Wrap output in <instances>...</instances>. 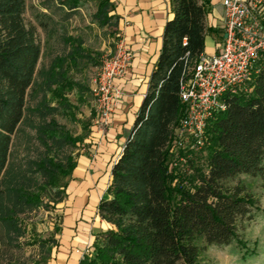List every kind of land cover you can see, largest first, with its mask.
<instances>
[{"label":"trees","instance_id":"16d2710c","mask_svg":"<svg viewBox=\"0 0 264 264\" xmlns=\"http://www.w3.org/2000/svg\"><path fill=\"white\" fill-rule=\"evenodd\" d=\"M59 3L69 11L80 6V0ZM171 5L147 91L112 164L107 196L98 204L106 228L94 234L78 264H201L205 248L232 242L249 252L242 233L257 200L238 176L264 177V67L244 89L222 94L226 107L206 119L201 147L192 138L182 144L175 131L185 111L179 82L185 59L193 62L205 51L208 0ZM112 7L111 0H98L94 19L100 26H115ZM25 10L26 0H0V224L8 229L15 227L17 212L40 205L46 189L64 193L61 180L76 165L71 150L84 137L53 115L58 110L74 115L68 94L77 89L84 101L91 91L72 73L101 59L81 36L68 34L64 53L37 68L40 43ZM37 23L46 28L42 15ZM39 92L40 100L29 106ZM25 121L43 148L28 160V173L9 166L12 136ZM36 175L40 182H34Z\"/></svg>","mask_w":264,"mask_h":264},{"label":"rangeland","instance_id":"374dc122","mask_svg":"<svg viewBox=\"0 0 264 264\" xmlns=\"http://www.w3.org/2000/svg\"><path fill=\"white\" fill-rule=\"evenodd\" d=\"M97 3L98 0H80V6L76 10L69 11L60 5L59 0H26L24 18L27 23L36 25L37 39L41 48L37 68L45 69L55 56L64 53L66 45L63 37L68 34L81 36L85 46L100 52L101 57L113 48L114 24L102 27L97 23L94 19ZM41 15L47 24L46 28L40 27L37 23ZM97 69L96 66H88L73 72L72 75L88 85L91 84ZM40 79L37 75L36 83ZM40 97L41 92L32 100H28L29 106L35 105ZM68 98L75 106L74 115L58 110L53 116L72 134L85 136L88 133V126L95 123L91 110L93 96L87 92L82 97L84 101H81L77 89H73L68 94ZM34 132L33 127L25 121L12 136L9 162L12 171L21 170L28 173L26 168L28 160L42 154L43 148L37 142ZM78 150L73 149L71 152L76 156ZM67 152H70V149H67ZM180 161H184L183 158ZM33 178L34 182H40L39 175ZM238 179L257 200L258 209L252 210L253 217L246 221L242 233L249 252L245 255L244 249L236 242L228 245H210L200 255L201 264H264V177L241 174ZM68 180L69 176L61 180L59 186L62 190ZM41 195V203L38 207L26 212L19 211L14 215V228L8 229L0 224V264H48L51 259L52 249L58 236L57 225L60 221V209L57 208L60 205L57 203L63 199L64 194L58 195L56 189H46ZM63 204L62 201V209Z\"/></svg>","mask_w":264,"mask_h":264},{"label":"crops","instance_id":"0c3cea01","mask_svg":"<svg viewBox=\"0 0 264 264\" xmlns=\"http://www.w3.org/2000/svg\"><path fill=\"white\" fill-rule=\"evenodd\" d=\"M221 1L208 0L205 16V24L209 28L205 36L206 53L215 52L221 43L218 29L223 10ZM111 2V13L116 19L113 29L123 36L133 57L127 73L116 79L123 94L112 114L110 125L105 133L98 129L96 123L89 125L87 135L83 136V144L78 148L76 165L64 186V197L57 203L60 205L57 207L60 209L58 236L48 264H78L82 255L90 249L94 234L106 228L98 215V204L107 196L112 164L122 150L147 91L161 50L164 24L172 16L171 0ZM88 85L91 91V84ZM91 110L95 120L94 104Z\"/></svg>","mask_w":264,"mask_h":264},{"label":"built area","instance_id":"2783aa9c","mask_svg":"<svg viewBox=\"0 0 264 264\" xmlns=\"http://www.w3.org/2000/svg\"><path fill=\"white\" fill-rule=\"evenodd\" d=\"M221 4L220 46L213 53H200L193 62L186 58L180 77L179 97L185 111L175 131L184 145L192 138L195 147H201L206 119L226 107L222 94L244 89L251 74L264 67V0H222ZM113 43L91 81L95 123L102 133L123 94L116 79L127 73L133 57L117 31Z\"/></svg>","mask_w":264,"mask_h":264}]
</instances>
